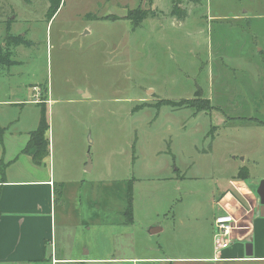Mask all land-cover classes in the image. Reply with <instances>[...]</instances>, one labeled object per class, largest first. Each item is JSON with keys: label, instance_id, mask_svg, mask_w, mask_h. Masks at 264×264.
<instances>
[{"label": "rangeland", "instance_id": "374dc122", "mask_svg": "<svg viewBox=\"0 0 264 264\" xmlns=\"http://www.w3.org/2000/svg\"><path fill=\"white\" fill-rule=\"evenodd\" d=\"M172 2L63 0L62 7L47 25L49 0H0V42L12 20H15L13 31L31 40V44L22 45L19 54L24 60L19 65L20 80L40 85L33 86L40 99L41 87L51 90L50 98L54 101L49 103L48 119L53 165L58 178L64 174L76 181H88L79 187L85 209L91 196L87 187L92 181L107 185L114 180L136 178L134 200L142 208L141 216L153 219L159 218L160 212L163 215L162 209L172 201L175 206L179 201L184 202L186 211L202 213L211 197L209 185L223 175L231 176L242 157L246 156L245 164L255 180L264 176V145L259 144L261 131L257 125L237 126L231 122L218 131L220 136L215 139L212 126L220 120L213 108L209 114L202 112L194 116L195 111L189 107L177 109L160 104L168 98H174L178 106L183 99L215 96L219 78L222 84L227 72V80L232 79L230 87L238 88L243 77L250 85L239 108L227 115L264 120V83L259 84L258 80L253 84L247 77L251 70L239 76L233 70L221 69L222 62L220 58L216 60L214 50L216 47L219 52L227 50L235 59L229 63L231 66H245L247 43L255 39L257 49L264 47V0H212L214 13L236 16L242 12L241 6L263 16L254 17L251 24L233 23L229 17L220 24L222 27L217 25L213 36L208 27L210 12L207 15L206 3L196 8L197 3L182 0L188 19L181 23L171 15L172 11L166 12ZM136 7L154 11V15L133 26L129 18L128 26L121 11L126 9L129 13ZM163 17L167 24L174 25H167L165 35ZM88 21L95 24V30L90 33L87 32L90 28H85ZM129 27H135L131 35ZM212 37L216 43L213 50ZM75 86L90 89L92 95L82 100ZM231 95L238 105L237 91ZM37 110L36 105L29 103L26 121L35 114L37 117ZM254 145L261 152L251 153ZM242 149L247 154L235 157L232 151ZM88 166L90 170L86 171ZM178 167L180 170L175 171ZM178 175L182 180L179 181ZM95 189L92 194L104 211L102 215L108 216L105 221L114 220V194L101 185ZM68 191L73 192L72 189L64 192L62 186L58 188L59 241L63 231H71L69 228L73 227L72 223L69 228L61 225L63 205L69 201ZM108 232L109 229H103L99 237H105Z\"/></svg>", "mask_w": 264, "mask_h": 264}, {"label": "crops", "instance_id": "0c3cea01", "mask_svg": "<svg viewBox=\"0 0 264 264\" xmlns=\"http://www.w3.org/2000/svg\"><path fill=\"white\" fill-rule=\"evenodd\" d=\"M205 3L207 15L210 12L208 27L212 31V36L217 25L223 24L229 17L233 23L243 21L247 24H251L254 17H263L262 14H252V9H243L241 6L239 9L242 12L239 14V11L236 16H229L226 12L214 13L212 0H203L196 4V8ZM61 7L62 4L59 9ZM162 11H164L163 7ZM169 11H171L170 8L166 12ZM121 12V16L129 26V13L126 9ZM173 17L181 23L188 19V16L185 19H177L174 15ZM52 19L47 20V25ZM164 19L165 17H163L165 35L167 25L171 27L174 25L167 24ZM14 21L9 22L11 34L21 35L13 31ZM130 24L134 25L131 22ZM94 25L89 21L85 24V28L87 26L90 28L88 33L95 30ZM130 27L127 28L128 34L135 31V27ZM6 36L0 42V51L7 54L12 48L13 52L9 54L10 64L0 56V264H264V206L260 203L258 194V186L264 176L258 180L254 179L249 167L245 164L246 156L242 157L241 164L237 165L231 176L223 175L222 179L219 177L209 185L211 197L207 200V208L202 209V213L196 214L194 210L186 211L184 202L179 201L175 206V201H172L162 209L163 215L161 212L157 215L159 218H145L141 216L143 211L140 206H137L133 191V215L132 220H129L125 213L126 189L128 183L133 180L134 190L136 178L114 180L107 185L102 182H90L87 189L91 196L87 200L88 210L85 209V201L79 192V187L88 181L85 179L76 181L64 174L58 178L53 165L50 130L47 132L50 139V154L41 164H36L32 156L23 151L30 140V132L39 125L41 105L44 103L47 105L49 117V103L54 99L50 98L51 90L48 87H41L43 91L42 99H40L36 90L33 89V86L40 85L35 81L20 80L19 65L24 63V60L19 54L23 44L7 43ZM21 36L26 38L25 34ZM212 40L213 50L216 43L213 37ZM256 43L254 39L245 46L246 52L241 50L247 54L248 60L245 66H239V68L229 64L235 59L230 57L231 54L227 50L222 49V52H219L216 47L214 49L217 55L216 60L220 58L221 69L233 70L238 72L239 76L251 70L250 75L246 74L248 79L252 80L253 84L260 80L259 84L263 85L264 47L257 49L259 45ZM120 46L118 45V48ZM225 60H228V63L224 62ZM226 74L227 72L222 77V84L219 78L218 94L210 98L202 96L211 100L210 109L213 108L219 115V123L212 126L215 130V139L220 136L218 131L230 125L231 122L236 123L237 126L253 123L261 131L259 144L264 145V120L247 115H227L228 112L239 108L241 100H245V92L249 90L250 85L244 81L243 77L240 78L238 88L234 89L229 85L232 79L228 81ZM74 89L81 95L82 100H88L92 95L90 89L80 86H75ZM233 91H237L236 97L240 100L238 105H235L234 100L231 99ZM222 94H224L223 97ZM168 99L176 101L174 98ZM256 99L259 100V97ZM29 103L36 105L39 110H37V117L35 114L33 119L26 121L28 116L25 113ZM169 105L175 107L172 104ZM181 107L193 109L194 116L210 111V109L197 110L187 104L175 108ZM259 149L260 147L254 145L250 152H261ZM232 152L237 157L242 153L247 154L248 151L242 149ZM83 164L86 165V160ZM85 170L89 171V166ZM179 170V167L175 169V171ZM241 170H246L243 172L246 177L238 175ZM169 177L173 178L172 174H169ZM177 177L179 181L182 180L180 175ZM100 185L108 190L107 192L112 191L114 194L116 205L113 211L115 217L112 221H105L108 216L102 215L103 209L97 204V200H94L92 193ZM59 186L63 187L64 192L70 189L74 192L71 194L68 191L66 198L69 201L65 202L61 213V225L69 228L68 225L72 223L71 226H73L69 228L71 231L68 229L63 231L62 241L57 238ZM191 207L189 206L190 209ZM249 207L252 208V211L246 215V219L250 221L249 229L235 230L234 241L217 254L214 242V217L219 213L230 211L241 218L244 210ZM103 225H105L104 228ZM103 229H109L110 232L105 234V237H99ZM87 238L93 240V243L90 244Z\"/></svg>", "mask_w": 264, "mask_h": 264}, {"label": "trees", "instance_id": "16d2710c", "mask_svg": "<svg viewBox=\"0 0 264 264\" xmlns=\"http://www.w3.org/2000/svg\"><path fill=\"white\" fill-rule=\"evenodd\" d=\"M24 1L31 2L32 0H24ZM62 1L63 0H49L50 5L48 8V14L50 19H52L56 15L57 10L62 4ZM187 1L191 3L192 2L200 3L203 0H187ZM181 2L182 0H173L172 2V7H171L172 15L176 16L177 19L178 18L185 19L188 16V12L184 7L181 6L182 4ZM150 15H154V11L150 12L149 9L145 10L142 7H136L129 11L128 17L132 20L134 24H139L141 21H143ZM6 30L8 31L6 36L7 43L25 44V45L31 44L30 39L27 40L21 35H15L13 33L11 34L10 24H8ZM0 54L3 60L7 61L8 64L11 63V61L9 60V54H3L1 51ZM165 103L177 106V104H175V101L169 99L168 101L165 102L163 101L160 104H165ZM185 104L192 106L197 110H206V109H210L211 100L205 98L201 100H192V101L188 99H183L178 106H182ZM39 120L40 122L38 127L30 132V136H31L30 140L23 150L25 153L32 156V159L36 164H41L43 159L50 154V150H49L50 139L47 135V132L50 128V121L48 120V108L47 105L45 104L41 105V115ZM244 171L246 170H241L238 175L241 177H246V175L243 174ZM126 193H127V201L125 205V213L127 215V218L129 220H132V215H133L132 206H133V195H134L133 180H131L128 183Z\"/></svg>", "mask_w": 264, "mask_h": 264}, {"label": "built area", "instance_id": "2783aa9c", "mask_svg": "<svg viewBox=\"0 0 264 264\" xmlns=\"http://www.w3.org/2000/svg\"><path fill=\"white\" fill-rule=\"evenodd\" d=\"M251 211V207L246 208L241 218L236 217L230 211L219 213L214 217V242L217 254H220L222 249L229 247L234 241L235 230L249 229L250 221L246 219V215Z\"/></svg>", "mask_w": 264, "mask_h": 264}, {"label": "water", "instance_id": "95a60500", "mask_svg": "<svg viewBox=\"0 0 264 264\" xmlns=\"http://www.w3.org/2000/svg\"><path fill=\"white\" fill-rule=\"evenodd\" d=\"M90 163H91V160L89 159L88 164ZM258 194L260 196V203L263 204L264 206V179L260 182L258 186Z\"/></svg>", "mask_w": 264, "mask_h": 264}]
</instances>
